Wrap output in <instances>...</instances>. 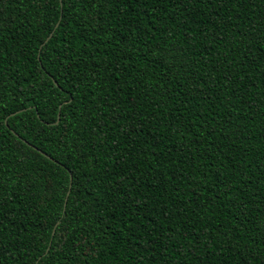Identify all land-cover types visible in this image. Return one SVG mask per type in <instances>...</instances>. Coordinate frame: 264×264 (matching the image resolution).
<instances>
[{
    "label": "trees",
    "instance_id": "obj_1",
    "mask_svg": "<svg viewBox=\"0 0 264 264\" xmlns=\"http://www.w3.org/2000/svg\"><path fill=\"white\" fill-rule=\"evenodd\" d=\"M0 264H264V0H0Z\"/></svg>",
    "mask_w": 264,
    "mask_h": 264
},
{
    "label": "water",
    "instance_id": "obj_2",
    "mask_svg": "<svg viewBox=\"0 0 264 264\" xmlns=\"http://www.w3.org/2000/svg\"><path fill=\"white\" fill-rule=\"evenodd\" d=\"M57 25H58V24H56L55 28L57 27ZM52 34H53V31H52V33H50V35L47 37V39L45 40V42H44L43 44H45V43L51 38ZM42 46H43V45H42ZM42 46H41V47H42ZM41 47H40V48H41ZM17 113H19V112H17ZM14 114H16V113H14ZM14 114H13V115H14ZM58 117H59V114H58ZM47 251H48V249H47ZM47 251H46V252H47Z\"/></svg>",
    "mask_w": 264,
    "mask_h": 264
}]
</instances>
